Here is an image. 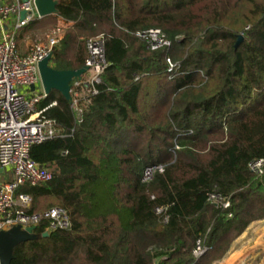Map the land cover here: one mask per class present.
Wrapping results in <instances>:
<instances>
[{
    "label": "trees",
    "instance_id": "16d2710c",
    "mask_svg": "<svg viewBox=\"0 0 264 264\" xmlns=\"http://www.w3.org/2000/svg\"><path fill=\"white\" fill-rule=\"evenodd\" d=\"M57 9L20 28L18 48L23 31L58 16L71 24L55 69L84 66L85 40L97 36L108 65L97 94L78 99L79 117L73 97L52 91L42 102L56 101L44 115L58 134L29 155L51 178L16 195L31 197L26 213L63 208L70 227L43 236L42 222L10 264L222 261L264 220V172L249 169L264 159V0H58ZM150 28L170 47L137 36ZM152 163L162 170L144 181Z\"/></svg>",
    "mask_w": 264,
    "mask_h": 264
},
{
    "label": "built area",
    "instance_id": "2783aa9c",
    "mask_svg": "<svg viewBox=\"0 0 264 264\" xmlns=\"http://www.w3.org/2000/svg\"><path fill=\"white\" fill-rule=\"evenodd\" d=\"M33 1L0 0V231L16 225L36 227L46 222V232L49 233L70 227L67 211L55 206L43 213H26L31 197L16 195L17 188L23 184L37 185L50 180L51 173L30 158L29 150L32 145L58 134L54 120L44 115L48 108L56 105V101L42 105L48 95L43 90L38 63L49 54L53 58L54 48L60 44L61 29L56 27L44 40L31 43L26 54H22L17 45L19 29L39 18ZM137 36L145 40L151 50L171 45L157 28L140 31ZM85 48L84 66L88 69L81 79L73 81L70 89L77 117L81 112L77 107L78 99L97 94V86L108 65L101 36L87 38ZM249 169L255 175L263 174L264 159L252 160ZM161 170V164H147L142 169V179L148 180L155 171ZM5 172L11 173L12 180H2ZM211 199L216 200L214 196ZM222 205L227 207L228 202ZM204 251L198 244L193 253L199 257Z\"/></svg>",
    "mask_w": 264,
    "mask_h": 264
},
{
    "label": "water",
    "instance_id": "95a60500",
    "mask_svg": "<svg viewBox=\"0 0 264 264\" xmlns=\"http://www.w3.org/2000/svg\"><path fill=\"white\" fill-rule=\"evenodd\" d=\"M27 1V0H23ZM38 17H46L53 14H58V0H34L33 1ZM24 12L21 16H24ZM241 41V37L236 42V45ZM52 54H49L45 59L38 63V70L46 95L52 91L60 93L66 100H71V85L74 80L81 79L82 75L87 71V66H82L72 70H58L50 65ZM33 90V87H31ZM48 235V232L43 233V236ZM37 234L34 226L21 228L20 225L13 226L8 230L0 231V264H10L13 259V251L17 245L30 240H35Z\"/></svg>",
    "mask_w": 264,
    "mask_h": 264
},
{
    "label": "rangeland",
    "instance_id": "374dc122",
    "mask_svg": "<svg viewBox=\"0 0 264 264\" xmlns=\"http://www.w3.org/2000/svg\"><path fill=\"white\" fill-rule=\"evenodd\" d=\"M55 26L49 25L46 28L31 27L23 31L19 38V49L22 50L33 42L44 40L46 36L52 33ZM170 66L172 67V65ZM168 156V154H163L162 158L165 159V157ZM247 231L249 232V239H241V241H238L239 237L243 233L245 234ZM243 233L232 242L226 257L229 255L232 248L235 247V250L238 248L239 251H241V254H239V262H242L243 264H262L263 260L261 259V257L264 256V220L249 224ZM257 233H259L258 236ZM220 262H217L215 264H219Z\"/></svg>",
    "mask_w": 264,
    "mask_h": 264
},
{
    "label": "crops",
    "instance_id": "0c3cea01",
    "mask_svg": "<svg viewBox=\"0 0 264 264\" xmlns=\"http://www.w3.org/2000/svg\"><path fill=\"white\" fill-rule=\"evenodd\" d=\"M54 15H56V14H53V16ZM50 16V15H49ZM52 16V15H51ZM47 17V16H46ZM43 18V17H42ZM42 18H37V19H35V20H41ZM34 20V21H35ZM56 21H57V23H56V26H55V28L56 27H59L60 29H61V38H62V36H63V34H64V31H65V29L67 28V27H69L70 26V22H67V21H65L64 19H62L61 17H56ZM28 47L29 46H27V47H25V48H23L22 50L21 49H19L20 50V52L22 53V54H26L27 53V50H28ZM51 64V66H53V62H51L50 63ZM12 177V175H11V173L10 172H5V173H3L2 174V180H8V179H10ZM258 232V231H257ZM249 232L247 231L245 234L243 233L240 237H239V239H238V241H241V239L242 240H247V239H249V234H248ZM256 234V233H255ZM258 234L259 233H257V236H258ZM255 239H256V236H255ZM253 249V248H252ZM239 254H241V251H239V249L237 248L236 250H235V247H233L232 248V250H231V252L229 253V255L227 256V257H225L224 259H223V261H221L219 264H243L242 262H239V260H240V258H239ZM261 259L263 260V262H262V264H264V256H262L261 257Z\"/></svg>",
    "mask_w": 264,
    "mask_h": 264
}]
</instances>
